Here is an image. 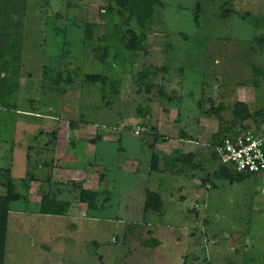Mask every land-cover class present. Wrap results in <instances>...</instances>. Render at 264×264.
Returning a JSON list of instances; mask_svg holds the SVG:
<instances>
[{"label":"rangeland","instance_id":"374dc122","mask_svg":"<svg viewBox=\"0 0 264 264\" xmlns=\"http://www.w3.org/2000/svg\"><path fill=\"white\" fill-rule=\"evenodd\" d=\"M157 1L134 53L108 37L139 31L109 0L26 1L16 108L0 107V195L10 183L21 197L5 264H264V177L204 182L233 103L264 109V0ZM149 67L145 87L137 75ZM82 187L94 209L78 201ZM147 191L160 213L144 211ZM46 193L69 210L40 214Z\"/></svg>","mask_w":264,"mask_h":264},{"label":"trees","instance_id":"16d2710c","mask_svg":"<svg viewBox=\"0 0 264 264\" xmlns=\"http://www.w3.org/2000/svg\"><path fill=\"white\" fill-rule=\"evenodd\" d=\"M27 0H0V71L4 75V78L0 80V107L2 108H16V103L9 104V99L13 96V93L17 90V78H18V63L21 60V52L23 51V23L26 10ZM116 7V13L119 15L127 14V20L134 19L139 31L127 30L126 34H121L119 30L109 34L108 37L118 41L122 48L129 52L144 51L146 41V31L151 22L152 15L154 13V6L158 5L157 0H109ZM107 11L110 13L113 11L112 6H108ZM226 16L229 12H225ZM92 25L86 26L85 38L91 39ZM124 35V36H123ZM262 39V38H260ZM260 74V71H255ZM9 73V74H8ZM158 70L153 67H149L148 70L140 72L138 76L139 83L145 87H151L148 81V74L155 75ZM85 80L88 83H99L102 87L106 85L108 78L100 74L86 75ZM54 83L57 85L60 83V75H57L54 79ZM117 82L110 81V88L113 93H117ZM222 109V107H218ZM217 112V110H216ZM264 109L252 112L248 104L240 101H235L231 108L232 123L228 126H219V129L211 135L208 142V149L210 150V158L217 163L216 170L209 176L207 175L204 182L209 180L227 181L230 184L241 183L249 178L250 175L243 172H237L236 169L222 164L220 158L215 152V148L222 144V140L225 136L236 135L239 132L251 131L259 128L261 124V114ZM73 124H71L72 126ZM193 155L189 154L183 158L185 165L191 166L196 169V166L192 164ZM175 160H165V165L168 169L173 170ZM180 160V159H178ZM157 156H151V170L157 169ZM198 168V167H197ZM31 177L27 184L24 186V190L29 189V184L33 182ZM209 182V181H208ZM206 184V183H205ZM11 184L8 183V189L4 195H0V264H5L6 261V243H7V225L9 206L12 202L18 201L21 197L13 192V188H10ZM96 193L80 188L78 194V201L85 203L87 208L94 209ZM70 208L69 202H56L50 199L49 194H43L39 203V213L49 216H62ZM144 211H152L154 213H160L162 209L161 196L156 192L147 191L144 198ZM151 245L154 243L151 242Z\"/></svg>","mask_w":264,"mask_h":264},{"label":"built area","instance_id":"2783aa9c","mask_svg":"<svg viewBox=\"0 0 264 264\" xmlns=\"http://www.w3.org/2000/svg\"><path fill=\"white\" fill-rule=\"evenodd\" d=\"M260 119L259 128L223 138L222 144L215 148L222 164L237 172L264 177V112Z\"/></svg>","mask_w":264,"mask_h":264},{"label":"crops","instance_id":"0c3cea01","mask_svg":"<svg viewBox=\"0 0 264 264\" xmlns=\"http://www.w3.org/2000/svg\"><path fill=\"white\" fill-rule=\"evenodd\" d=\"M57 165V164H56Z\"/></svg>","mask_w":264,"mask_h":264}]
</instances>
